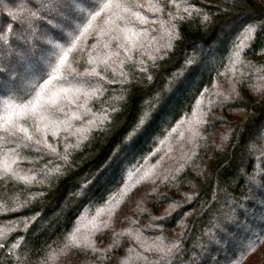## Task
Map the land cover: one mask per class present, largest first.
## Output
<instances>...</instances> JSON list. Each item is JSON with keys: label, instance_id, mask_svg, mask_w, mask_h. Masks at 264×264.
<instances>
[{"label": "trees", "instance_id": "obj_1", "mask_svg": "<svg viewBox=\"0 0 264 264\" xmlns=\"http://www.w3.org/2000/svg\"><path fill=\"white\" fill-rule=\"evenodd\" d=\"M65 3L0 0V264H264V0Z\"/></svg>", "mask_w": 264, "mask_h": 264}, {"label": "rangeland", "instance_id": "obj_2", "mask_svg": "<svg viewBox=\"0 0 264 264\" xmlns=\"http://www.w3.org/2000/svg\"><path fill=\"white\" fill-rule=\"evenodd\" d=\"M111 10L109 11H105L104 10V13L102 14V15H100L99 16V18L96 20V21H98V23H97V26H98V28L103 24V23H105V24H107V21L109 20V19H111L112 18V16H115V12L113 11V9L112 8H110ZM116 9H117V7H116ZM95 29H92L93 31H92V33H95L96 31H97V27H94ZM79 52L80 51H77V52H75V53H77V54H79ZM73 57H76L77 58V55H73ZM221 89H222V91L224 90V91H227L228 93H235V90H236V88H234V87H230V88H228V87H220V91H221ZM219 91V90H218ZM210 99V98H209ZM208 102V101H207ZM205 104V102H203L202 104H201V106L199 107V109H198V115H200V113L201 114H203V113H205L204 112V110L203 109H205V107H206V109H209V107H210V102H208V107H207V104H206V106L204 105ZM202 116V115H201ZM200 116V117H201ZM199 117V118H200ZM195 127V126H194ZM2 161H6V160H3V158L1 157V155H0V163L2 162ZM16 175H21L18 171H16ZM14 226H16V225H14ZM14 226H12V225H0V241H1V238L2 237H5L11 230H13L14 229ZM60 255H62V256H56V257H54L53 259H55V261H58V264H65V262H66V257H65V254H60ZM58 257V258H57ZM54 262V261H53Z\"/></svg>", "mask_w": 264, "mask_h": 264}, {"label": "snow or ice", "instance_id": "obj_3", "mask_svg": "<svg viewBox=\"0 0 264 264\" xmlns=\"http://www.w3.org/2000/svg\"><path fill=\"white\" fill-rule=\"evenodd\" d=\"M51 3H52V6L54 9H60V8H63V7H68L70 5L66 4L65 3V0H51ZM45 7H48V4H45ZM107 7V5H106ZM95 15H99V13L97 12ZM95 15L93 16V19L95 18ZM132 15L137 19L139 20L140 22L144 23L146 22L144 17H142L140 15V13L138 12H133ZM85 31H87V29H85ZM67 58V53H65V59ZM61 63H63V61H61ZM51 103H55V101H51ZM20 131H24L23 129H19ZM29 139H31V137H29ZM253 251L255 250L254 248L252 249Z\"/></svg>", "mask_w": 264, "mask_h": 264}]
</instances>
